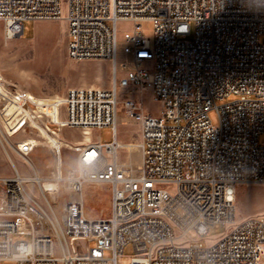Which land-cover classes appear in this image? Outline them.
Returning a JSON list of instances; mask_svg holds the SVG:
<instances>
[{"label": "built area", "instance_id": "built-area-1", "mask_svg": "<svg viewBox=\"0 0 264 264\" xmlns=\"http://www.w3.org/2000/svg\"><path fill=\"white\" fill-rule=\"evenodd\" d=\"M61 19L69 58L110 60L115 79L110 88L77 86L46 98L0 84L6 147L7 138L33 130L60 143L41 119L97 132L68 152V166L59 149L46 177L33 148L14 143L30 173L11 163L14 175L0 177V264H117L128 245L130 264H264V213L240 217L236 204L238 185L264 184V0H0L8 38L27 20ZM143 20L154 25L153 42ZM119 21L132 23L124 53L133 66L124 61L122 76ZM144 90L162 104L159 113L130 96ZM120 110L139 124L137 141L120 140ZM100 183L111 185V210L92 218L86 187ZM216 224L226 230L212 237Z\"/></svg>", "mask_w": 264, "mask_h": 264}, {"label": "rangeland", "instance_id": "rangeland-1", "mask_svg": "<svg viewBox=\"0 0 264 264\" xmlns=\"http://www.w3.org/2000/svg\"><path fill=\"white\" fill-rule=\"evenodd\" d=\"M145 35L154 41V25L150 20L141 22ZM118 70L119 75L124 74V69L121 65L127 61V68L133 66V61L130 55L124 53L126 40L132 29V23L129 21L118 22ZM67 24L61 20H27L24 22L23 33L15 38H8L5 32L4 22L0 20V84H4L3 88H8L11 92L17 91L21 95L32 94L36 98H46L56 94H62L69 88L77 86H95L102 88H110L113 81V64L107 59L95 60H72L67 54V39H66ZM0 86V87H1ZM125 94H122V98ZM130 95V94H129ZM131 97L142 99L147 111L156 114L159 113L162 104L156 100L148 90H144V94H131ZM213 121L216 122V116L212 113ZM118 131L130 134L136 128V121L128 117L123 111H119ZM47 123V126L52 130L53 135L58 139L62 137L60 143L55 142L45 132L43 137L38 131L33 130L34 134L29 132H20L14 135L10 140L12 145L16 142L28 141L30 139L38 140V144L33 146V152L30 158L34 161L38 158L41 163L42 173L37 172L41 176H50L54 170V166H49V158L54 155L52 147L55 148L56 154L58 150L63 151V163L68 166L69 159L67 154L79 147V144L84 142L85 136L80 130L64 128L60 129L54 124ZM96 133L89 135L91 140L95 139ZM104 141L112 139L110 128H105L100 132ZM134 140H138L137 131L134 134ZM45 136V137H44ZM49 141H45V138ZM131 140V139H130ZM5 141V140H4ZM49 143L50 145L46 144ZM260 142L264 143V135H261ZM4 143V142H3ZM6 143V141H5ZM63 143V146L62 144ZM64 144L66 146H64ZM7 147H3L0 142V177H8L14 175V168L11 163L18 165L26 174L30 170L24 165L26 158L22 156L6 143ZM76 145V147H72ZM15 147V146H14ZM16 148V147H15ZM53 148V149H54ZM9 149V150H8ZM11 157V159L9 158ZM56 157V156H55ZM45 186L50 190L54 185L47 181ZM170 191H174L172 186ZM236 204L238 207V215L246 217L249 215L264 213V184L251 183L248 185L237 186ZM67 194H63L54 199L61 205L66 199ZM86 212L92 216L103 217L108 215L111 210V185L100 183L86 187ZM226 230L223 224H216L211 227L210 235L212 237L219 236ZM193 239H198L195 232H190ZM25 238L16 236L15 239ZM26 238H31L27 236ZM204 241V239H203ZM94 245V242H90ZM135 253L131 245L126 246L124 253L117 258V264H130L131 258ZM109 254V253H108ZM107 254V255H108Z\"/></svg>", "mask_w": 264, "mask_h": 264}, {"label": "crops", "instance_id": "crops-1", "mask_svg": "<svg viewBox=\"0 0 264 264\" xmlns=\"http://www.w3.org/2000/svg\"><path fill=\"white\" fill-rule=\"evenodd\" d=\"M150 93H151V91L150 90H148ZM143 94H144V92H143ZM31 98H36L34 95H32V94H28ZM151 95H152V93H151ZM16 96V95H15ZM153 96V95H152ZM134 98H138V97H134ZM139 99V98H138ZM17 113V115L20 117L21 116V114L22 113H20V111L18 110V108H15V106L13 105V104H10V106H9V113L10 114H12V113ZM120 121V120H119ZM137 123V122H136ZM135 126H136V128L132 131V133H130V134H124V133H122L123 135L121 136V134H119V138H120V140L121 141H124V142H127V141H130V139L131 140H134V137H136L134 134H135V131H137V134H138V139H139V136H140V126H139V124L137 123V124H135ZM7 140H8V142L10 143V140L7 138ZM24 142V141H23ZM25 142H27L29 145H30V147H33V146H35L36 144H38V140H36V139H30V140H28V141H25ZM22 143V142H21ZM62 144V146H63V143H61ZM12 145V144H11ZM64 146H66L65 144H64ZM12 147L13 148H15L13 145H12ZM29 147V148H30ZM72 147H76V145H72ZM52 148V147H51ZM16 149V148H15ZM52 151L54 152V155L56 156H51L50 158H49V162H50V164H49V166H52V165H55L56 166V163H57V154H56V150L55 149H53L52 148ZM67 156V158L69 159V163H71V161H70V156H69V154H67L66 155ZM26 159H27V156H24ZM38 158H40V157H37V159H35V161H36V166H37V169H38V172H41L42 173V168H41V163H40V160H38ZM16 166V165H15ZM54 166V167H55ZM40 173V174H41ZM52 173V172H51ZM43 174V173H42ZM87 213V212H86ZM87 215L89 216V217H92V218H97L96 216H92V215H90V214H88L87 213Z\"/></svg>", "mask_w": 264, "mask_h": 264}, {"label": "bare ground", "instance_id": "bare-ground-1", "mask_svg": "<svg viewBox=\"0 0 264 264\" xmlns=\"http://www.w3.org/2000/svg\"><path fill=\"white\" fill-rule=\"evenodd\" d=\"M98 59H103V58H98ZM112 64H113V68H114V70H113V81H112V85H113V82H114V79H115V67H114V63L113 62H112ZM98 88H102V87H98ZM91 133H92V131H88L87 133H83L84 136H85V138H86V139H84V142L83 143H86V142H88V141L91 140L90 137H89V135H91ZM3 144L4 143H2V145ZM3 147H5V146L3 145ZM9 158L11 159L10 156H9ZM13 165H14V163H13Z\"/></svg>", "mask_w": 264, "mask_h": 264}]
</instances>
